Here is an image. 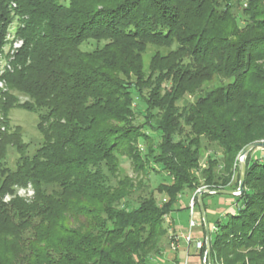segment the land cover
Here are the masks:
<instances>
[{"label":"trees","instance_id":"obj_1","mask_svg":"<svg viewBox=\"0 0 264 264\" xmlns=\"http://www.w3.org/2000/svg\"><path fill=\"white\" fill-rule=\"evenodd\" d=\"M13 11L28 20L7 80L33 100L43 143L10 171L1 137L0 264L160 263L182 195L200 213L198 190H237L239 155L264 142V0H0V51ZM149 45L163 53L147 73ZM255 151L211 264H264ZM15 186L35 199L3 203Z\"/></svg>","mask_w":264,"mask_h":264},{"label":"rangeland","instance_id":"obj_2","mask_svg":"<svg viewBox=\"0 0 264 264\" xmlns=\"http://www.w3.org/2000/svg\"><path fill=\"white\" fill-rule=\"evenodd\" d=\"M13 10L16 5H12ZM10 24L7 28V33L5 36L4 44L1 48L0 53V146L3 144L1 142V137L6 133L7 141H4V160L2 166L6 167L7 170L15 171L20 163L21 153L23 151L29 154H34L43 143V136L39 129V117L40 113L31 108L33 100L25 93L19 89H13L9 85L7 80V75L12 73L13 65L16 59V55L22 50L25 43L24 39L21 37L22 29L25 27V21L28 20L26 17H22L13 11L11 16ZM162 50L157 46L149 45L143 56L145 71L150 72L151 61L154 58L156 52ZM185 100H193L192 95H187ZM180 107V106H179ZM262 143V142H261ZM3 147V145H2ZM20 150V151H19ZM255 157H264V149H256ZM246 160V159H245ZM203 167H205L206 162L202 161ZM122 169L131 177H135L133 174V169L131 166V161L124 158L122 160ZM240 175V164L238 163V170L232 178V184L236 185ZM162 181L168 182L170 178L166 174H161L160 176H152V185L155 187ZM203 189V188H202ZM206 189V188H204ZM14 192L11 195L3 197V203H9L15 199H22L28 203L35 199V192L32 187L28 186L20 187L15 186L13 188ZM234 191V190H230ZM189 193L185 192L181 200H188ZM231 197L235 204L237 199L233 196ZM211 208L212 210H218L221 205L218 202L219 197H214ZM187 202V201H186ZM233 210L236 211L237 207L233 206ZM232 211L230 214L235 213ZM184 213L185 220L183 221L184 226L188 229V214ZM213 217L208 215L209 224H214ZM176 220V225L180 224L177 216H174ZM223 221V220H222ZM169 227V226H168ZM189 229L187 230V233ZM201 259V256H200ZM182 260V259H181ZM185 263V261H180V263ZM153 264H159L156 261ZM201 264V263H200Z\"/></svg>","mask_w":264,"mask_h":264},{"label":"crops","instance_id":"obj_3","mask_svg":"<svg viewBox=\"0 0 264 264\" xmlns=\"http://www.w3.org/2000/svg\"><path fill=\"white\" fill-rule=\"evenodd\" d=\"M263 157V156H262ZM214 197H219L218 202L221 205L222 208L218 210H212L211 205L213 200H215ZM192 194H189L188 200H181L180 202V208L179 211H176L171 216H169L170 220L172 221V228L173 232L175 233H182L186 234L187 230L189 229V222H190V212H189V204L191 202ZM205 203L207 205V214L211 215L213 218V222L215 224L218 220H226L227 217L230 215V213L233 210V206L237 207V202L235 204L234 200L230 197L226 196H211L207 197L205 199ZM186 212L188 214V229L184 226L183 221L184 213ZM235 212V211H234ZM201 215V213H199ZM233 214V213H232ZM174 216H177L178 220L180 221L178 225H176V220L174 219ZM202 218V217H201ZM214 224H211L210 227L213 228ZM193 237H194V243L190 246L187 245L185 242H181L179 249L175 252L171 251L169 248V241L167 245L165 246V249L163 251L162 259L159 261V264H183L180 263V261H186L187 258H189L190 264H200V253L196 249L195 243L200 241H206V232L205 229L201 225H199L196 229L193 231ZM182 259V260H181Z\"/></svg>","mask_w":264,"mask_h":264},{"label":"water","instance_id":"obj_4","mask_svg":"<svg viewBox=\"0 0 264 264\" xmlns=\"http://www.w3.org/2000/svg\"><path fill=\"white\" fill-rule=\"evenodd\" d=\"M256 149H264V142L254 143L248 146L238 157V162L240 164V181H239V188L237 190L211 191L203 188L198 190L197 192L196 196L200 205V213L206 232V253L208 255V264H211V227L208 222L206 209L203 203V196L204 195H221V196H233V197L240 196L244 192V185H245L246 173H247V165L245 163V159L252 151Z\"/></svg>","mask_w":264,"mask_h":264},{"label":"built area","instance_id":"obj_5","mask_svg":"<svg viewBox=\"0 0 264 264\" xmlns=\"http://www.w3.org/2000/svg\"><path fill=\"white\" fill-rule=\"evenodd\" d=\"M189 212H190V222H189V232L186 234L182 233H175L173 232L172 228V221L169 217H167V223L169 228V248L171 251L175 252L179 249L180 243L183 241L187 245H191L194 243V237H193V231L196 229L199 225L202 226L201 223V216L195 209V199L193 198L189 204ZM217 229L214 226L211 228V232H215ZM196 249L200 253V251L203 249L204 242H196L195 243ZM183 264H190L189 258L185 261ZM201 264H208V255L205 252L203 256H201Z\"/></svg>","mask_w":264,"mask_h":264}]
</instances>
